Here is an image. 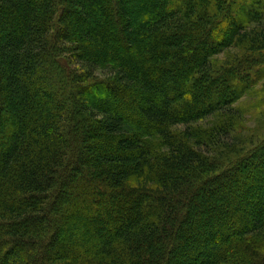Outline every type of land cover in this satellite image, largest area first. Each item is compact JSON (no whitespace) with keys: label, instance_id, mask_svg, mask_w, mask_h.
I'll return each instance as SVG.
<instances>
[{"label":"trees","instance_id":"16d2710c","mask_svg":"<svg viewBox=\"0 0 264 264\" xmlns=\"http://www.w3.org/2000/svg\"><path fill=\"white\" fill-rule=\"evenodd\" d=\"M0 264H264V0H0Z\"/></svg>","mask_w":264,"mask_h":264},{"label":"rangeland","instance_id":"374dc122","mask_svg":"<svg viewBox=\"0 0 264 264\" xmlns=\"http://www.w3.org/2000/svg\"><path fill=\"white\" fill-rule=\"evenodd\" d=\"M231 52H234L233 50H231ZM103 72H105L104 70L102 69H98L96 70V74H102ZM104 75V73H103ZM252 97H248V96H245L243 98H241V100H239L236 105L237 107H239L240 109H243L245 111V115H246V118H249L248 121H245L242 125L243 127L238 130L239 132L242 131L243 133L245 134H248L249 131L248 129H252L253 127L256 126V121L253 119V116H254V113H253V110H252ZM250 116H252V118H250ZM255 117V116H254ZM212 118H209V119H202L200 121H197L195 122L194 124L192 123V126H194V128H205L207 127L208 125H210L212 123ZM179 129H181V126L180 127H177Z\"/></svg>","mask_w":264,"mask_h":264}]
</instances>
